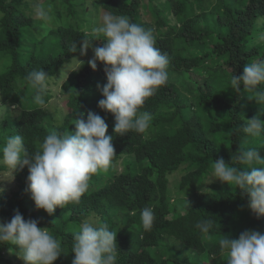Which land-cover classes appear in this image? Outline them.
I'll return each mask as SVG.
<instances>
[{
	"label": "trees",
	"instance_id": "trees-1",
	"mask_svg": "<svg viewBox=\"0 0 264 264\" xmlns=\"http://www.w3.org/2000/svg\"><path fill=\"white\" fill-rule=\"evenodd\" d=\"M73 1L50 0L57 23L43 34L32 12L35 0H0V58L7 60L0 70V103L5 105L0 110V146L19 134L29 152H35L50 130L74 131V120H86L91 111L107 123L106 135L112 136L116 155L106 170L91 176L78 203L57 207L51 215L36 209L27 191V166L12 173L0 165V175L9 174L12 180L0 187V220L10 221L18 210L25 220L35 219L38 227L49 228L62 246L54 264H72L73 230L90 218H99L117 232L116 264H188L161 247L166 238L226 264L218 246L222 235L264 233V216L248 209L246 194L210 178L214 161L223 158L231 165L239 148H256L264 157V134L251 137L242 130L261 106L248 99L249 93L236 92L230 79L241 75L247 63L264 59V0H195L198 7L193 12L186 0H79L92 20L80 18ZM65 13L77 23L63 20ZM105 13L127 16L151 29L156 47L170 61L167 83L140 109L153 116L144 133L116 134L113 115L98 107L107 80L102 63L97 62L96 70L88 64L92 49L72 82L63 81L59 95L48 91L43 106L34 102V90L26 81L30 72L40 69L56 77L80 53L88 31L83 25L88 22L89 29ZM73 43L76 53L70 51ZM100 46L101 41L93 42V48ZM259 87L264 90V85ZM12 105L20 109L14 119L8 112ZM176 171L182 173L172 193L169 176ZM146 206L154 210L151 231L144 230L140 219ZM204 219L214 221L209 235L195 227ZM16 254L15 246L0 245V264H24Z\"/></svg>",
	"mask_w": 264,
	"mask_h": 264
},
{
	"label": "clouds",
	"instance_id": "clouds-1",
	"mask_svg": "<svg viewBox=\"0 0 264 264\" xmlns=\"http://www.w3.org/2000/svg\"><path fill=\"white\" fill-rule=\"evenodd\" d=\"M32 12L43 34L57 23L51 2L35 0ZM95 41H101L102 46L93 48ZM90 48L93 57L88 60L89 66L96 70L97 62L104 65L107 83L100 89L103 98L98 101V107L113 115V131L119 135L129 131L146 132L153 116L140 109L167 83L170 63L168 55L156 47L152 30L131 22L127 16L105 13L81 39L80 55H86ZM70 51L77 52L76 43ZM73 59L78 63V70L83 61ZM68 74L62 68L56 79L65 76L67 79ZM51 79L43 69L26 76L36 104L45 105ZM230 79L236 92L249 93L248 99L261 106L260 112L242 126L248 136H261L264 134V120L260 118L264 115V90L259 86L264 85V59L247 63L241 75L234 74ZM4 107L0 103V110ZM73 124L74 131L50 130L35 152H29L19 134L7 137L0 146V165L12 173L27 166V191L36 209L49 215L57 207L78 203L88 190L91 176L106 170L116 155L113 138L106 135L108 125L100 115L89 111L86 120L75 119ZM237 164L244 167H236ZM210 178L212 182L218 180L236 186L246 194L248 209L257 217L264 216V157L256 148H239L232 154L231 165L223 158L215 160ZM140 219L144 230L151 231L155 221L153 208L144 207ZM195 227L202 235H209L214 221L204 219ZM116 236L117 232L99 218L85 220L73 230L72 264H116ZM3 244L15 246L16 255L24 264H54L62 254L61 240L49 228L38 227L37 220H25L18 210L10 221L0 220V245ZM218 246L226 264H264V233L259 231L245 230L238 238L222 235Z\"/></svg>",
	"mask_w": 264,
	"mask_h": 264
},
{
	"label": "rangeland",
	"instance_id": "rangeland-1",
	"mask_svg": "<svg viewBox=\"0 0 264 264\" xmlns=\"http://www.w3.org/2000/svg\"><path fill=\"white\" fill-rule=\"evenodd\" d=\"M78 1L79 0L73 1L75 3V9L78 12V16L80 18L85 17L86 19L90 18L92 20V18H94V17L91 16V13L90 14L83 13V8L81 6H79ZM45 2H50V0H46ZM187 2H188L187 9L189 12H193L194 10H197L198 4L195 0H186V3ZM31 3H32L31 4L32 7H34L35 3L34 2H31ZM55 5H59V3L56 1ZM53 6H54V4H53ZM65 16H66V13L63 17V20H67V21H70V22L75 23V24L77 23L76 20L67 19ZM147 18H149V17H147ZM92 25H94V23L91 22L90 27ZM83 27L86 30H89L88 29V27H89L88 22H87V24H84ZM90 49L87 50L86 55L81 56L80 53H78L73 58H76V59L81 60L83 62L87 61V59L90 58V56H91ZM73 58L69 62L65 63L62 66V68L64 69V71L66 73L69 72L68 78L66 79V76H65L64 78L57 80L60 76V72L62 69L61 68L59 70V72L56 74V77H52V79L49 82L50 83L49 84V93H51V94L55 93L56 95L57 94L59 95L60 84L65 80H68L69 81L68 83L72 82V78L75 76V70L78 67V63ZM6 62H7V60L5 58H0V70L4 67ZM194 76H197V75L194 74ZM196 79L199 80V79H201V77L197 76ZM187 83L190 85L191 81L188 80ZM190 86H192V83ZM182 92H185V91L182 90ZM183 94H186V93H183ZM49 101H50V104L53 106L54 105V102H53L54 99H50ZM58 101H59L58 106H59L60 110L64 109L65 99L62 98V100H58ZM8 112H9L10 118L14 119L19 114L20 109L17 106L15 108L10 106V110ZM0 118H2L1 115H0ZM181 173H182L181 171H176L175 173H173L169 176L168 186H169L170 191H172V193H175L178 190L177 183H178V180L181 176ZM0 181L2 182L0 185L1 188H5L6 186L11 185V183H12L11 182L12 180L9 178V174L7 175L6 173L0 175ZM161 247H166L167 249H169V251H171L170 254L173 255V257L183 259L188 264H220V263H222V260L219 258H215L212 261V260H210L211 258L210 259L208 258L206 252H202V253L197 254L193 249H187L181 243L176 242L175 240H173L171 238L164 239L163 243L161 244ZM161 247H159V248L161 249ZM166 253H169V252H166ZM64 254H65V257H69V255H70L69 252H65Z\"/></svg>",
	"mask_w": 264,
	"mask_h": 264
}]
</instances>
